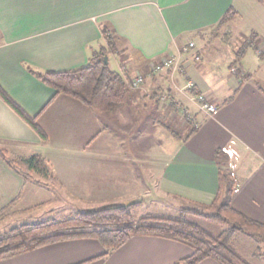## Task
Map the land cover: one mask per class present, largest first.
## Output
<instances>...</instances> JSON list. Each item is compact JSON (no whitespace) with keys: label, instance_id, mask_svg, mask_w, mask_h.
Listing matches in <instances>:
<instances>
[{"label":"crops","instance_id":"obj_1","mask_svg":"<svg viewBox=\"0 0 264 264\" xmlns=\"http://www.w3.org/2000/svg\"><path fill=\"white\" fill-rule=\"evenodd\" d=\"M231 9L235 20L219 27ZM104 30L110 32L114 45L109 65L112 56L128 85L137 75L145 78L138 90L128 86L125 103L109 114L67 96L55 98V91L37 77L86 66L94 54L108 48ZM240 36L239 51L235 43ZM189 41L196 49L186 56L187 78L178 75L176 83L184 88L188 80L193 82L194 93L217 106L213 117L198 110L193 91H177L168 72L150 71ZM249 48L256 57L248 64ZM224 66L230 70L228 78ZM258 83L264 85V0H0V87L36 119L47 136L43 141L0 99V213L25 201L28 181L52 189L42 179L17 174L6 164L5 155L43 156L55 174L54 193L67 206L61 209H72L73 203L100 195L96 188L110 187L116 180L115 171L105 177L116 168L107 164L113 151L108 144L116 128L113 121L128 123L133 116L154 114L150 122L162 127L167 142L175 146L167 152V160L151 166L164 190L212 203L220 186L216 153L222 151L227 157L222 163L235 182L232 208L264 223V95ZM165 94L187 109L192 120L182 123L172 111L159 109L157 101ZM136 124L137 119L134 128ZM134 128L125 131L135 132ZM138 167L125 164L122 168L136 180L137 171L145 170L143 164ZM103 254L97 241L76 239L3 259L0 264H177L192 250L178 242L141 236L106 259L99 258ZM201 264L219 263L209 259Z\"/></svg>","mask_w":264,"mask_h":264},{"label":"trees","instance_id":"obj_2","mask_svg":"<svg viewBox=\"0 0 264 264\" xmlns=\"http://www.w3.org/2000/svg\"><path fill=\"white\" fill-rule=\"evenodd\" d=\"M235 18L236 13L232 9L229 10L219 27L233 22ZM104 36L108 48L94 54L83 68L71 72L37 75L44 85L55 91V98L59 95L70 97L102 114L112 113L125 103L129 85L123 75L111 69L109 61L105 64L104 59L109 56L110 50H114V45L110 32L104 30ZM258 88L264 95V85L258 83ZM0 99L43 141L47 140L36 119L29 117L1 87ZM196 131L194 128L192 134ZM216 157L220 167L219 193L212 203L202 205L206 210L216 207L213 214L185 208L176 218L146 215L135 219L130 207L113 206L84 210L60 220L24 224L0 234V260L76 239L97 241L104 249V254L99 258L106 259L127 245L133 237L142 236L159 237L189 247L192 250L191 256L177 264H201L209 259L219 264H249L234 246L240 233L254 236L262 243L263 249H259L257 256L264 259V223L251 220L232 208L235 182L225 169L226 155L217 151ZM5 162L25 178L38 175L54 179L51 167L41 155L28 158L13 157ZM190 217L207 220L225 229L215 236L192 222Z\"/></svg>","mask_w":264,"mask_h":264},{"label":"rangeland","instance_id":"obj_3","mask_svg":"<svg viewBox=\"0 0 264 264\" xmlns=\"http://www.w3.org/2000/svg\"><path fill=\"white\" fill-rule=\"evenodd\" d=\"M237 40L238 43H235V48H239L238 50L240 51L243 47V39H241L240 36ZM255 53L256 52L253 49L249 48L245 54V62L248 64L252 63L256 57ZM110 67L112 70H117L112 56L110 57ZM237 67L240 68V65H237ZM222 69L226 76L230 74L228 66H224ZM238 84V82L235 83L236 86ZM157 103L159 109H162V111H169V113L172 111V113L176 115L173 114V117H177L176 119H179L180 122L186 123L187 119L183 117V114L181 113L182 109H177L179 106L176 104L180 105V103H175L174 101L175 104L173 105L169 102L161 105L160 100H158ZM154 117V114H144L142 116H133L131 121L128 120V123L127 121L123 122V120L120 123L116 122V120L113 121L112 126H115L116 128L114 127L115 129H113V140H110L108 143L109 145L111 144L113 151L112 155L109 156L110 159L107 161V164L116 168H113V171L109 170L106 172L105 177L107 179V176L110 177L115 171L116 180L111 182L110 187L101 189L96 188V193L101 192L100 195L93 194L89 200H86V198L81 203L75 202L73 203L74 206H72V209H61L62 206L66 205H63L62 199L58 198V192L56 193L57 195L54 193V179L33 175L31 176V179H42L43 182L52 187V189L43 188V185L36 186L34 182L31 181V183H29L28 181L25 189V201L16 203L10 207L6 213H0V234L24 224L60 220L80 212V207L94 210L124 205L140 200L141 203L130 207L131 214L135 219L146 215L176 218L181 215L182 210L185 208L196 209L203 212L207 211L209 214L215 213L216 207L206 210L202 205L207 204L189 200L181 196V193H175L176 195H174L172 192H167L162 187L161 177L158 178L159 184L161 185H159V188L157 187L158 179L155 175L157 172H152L153 167L151 166H153V163L155 162L159 161L160 163H163L167 160V152H172L175 146L167 142L165 138L169 136L163 132L164 130L162 127L158 128V124L154 126V122H150ZM136 119L138 124H136L137 126H135V129L134 125ZM156 120L160 119L157 118ZM149 123H152V126H150ZM132 126L135 132L125 131V129L131 130ZM166 144H168V146ZM139 153H142L143 156ZM59 155L61 156V154ZM58 157V153H56L57 160ZM4 158L9 160L13 157L10 154H7ZM61 159L64 158L61 157ZM62 163L64 165L69 164L65 160H63ZM125 164L129 166L133 165L134 168L143 164L145 165V170L143 173L137 171L138 179L135 180L130 177L128 171H125V169L122 168ZM118 166L120 168H118ZM106 179L101 180L104 182ZM190 220L215 236L221 234L225 229L222 226L209 223V221L204 219L190 217ZM234 246L236 251H238L249 264H264V259L261 260V258L257 256L259 251L263 249V245L254 236L247 233H240Z\"/></svg>","mask_w":264,"mask_h":264},{"label":"built area","instance_id":"obj_4","mask_svg":"<svg viewBox=\"0 0 264 264\" xmlns=\"http://www.w3.org/2000/svg\"><path fill=\"white\" fill-rule=\"evenodd\" d=\"M196 46L195 43L192 41H189L185 43L184 45L180 46L176 53H174L172 56L166 58L163 60L161 63L153 64L151 66V73L156 74V73H161L163 71L168 72L169 77L171 78L173 87L183 93L185 91H194L195 84L191 81H187L186 85L184 88H180L177 83H176V78L178 75H180L182 78L186 79L187 78V72L184 67L185 61H186V56L189 55L191 52L195 51ZM260 54V52H259ZM196 61H199L201 59L200 55L195 52L194 56ZM145 78L142 75H137L130 83L129 86L133 90H138L140 87L144 84ZM194 101L197 104L198 110L201 113H204L205 115L209 117H213L216 112H217V106L214 104H211L204 95L200 93H196L194 96ZM160 103L161 105L165 104L166 102H169L171 105L175 104L172 99L169 98L168 95H161L160 98ZM179 108L182 109L181 113L183 114V117L187 119V121L192 120V115L190 112L185 109V108H180L179 104H176Z\"/></svg>","mask_w":264,"mask_h":264},{"label":"water","instance_id":"obj_5","mask_svg":"<svg viewBox=\"0 0 264 264\" xmlns=\"http://www.w3.org/2000/svg\"><path fill=\"white\" fill-rule=\"evenodd\" d=\"M104 62L106 65L108 64V56L105 57ZM139 203H141V200L140 201H134L132 203H128V204H124V205H119V206L128 208V207H131V206H133L135 204H139Z\"/></svg>","mask_w":264,"mask_h":264}]
</instances>
